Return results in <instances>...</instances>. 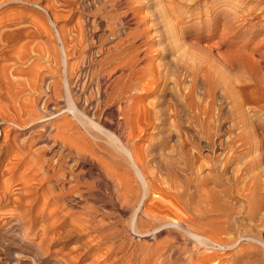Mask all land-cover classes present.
<instances>
[{"label": "bare ground", "instance_id": "1", "mask_svg": "<svg viewBox=\"0 0 264 264\" xmlns=\"http://www.w3.org/2000/svg\"><path fill=\"white\" fill-rule=\"evenodd\" d=\"M56 3L0 0V137L4 136L0 140V230L8 227L7 233L20 237L29 249L44 257L52 242L64 239V250L69 251L64 260L55 255L54 264L82 261L91 254L94 262L108 259L110 254L124 251V240L117 247L107 246L101 254L102 249L96 246L105 240L117 241L127 231L136 237L152 236V240L143 238L138 264H264V159L246 154L253 129H243L228 140L222 137L223 127L213 131L209 118L196 117L199 107L194 100L192 66L185 62L180 67L189 77L187 92L181 100L179 96L170 98L172 103L158 110L154 118H161V122L167 118L178 126L186 120V131L170 129L161 142L155 143L152 135L141 151L135 144L132 149L129 141L145 129L136 133L132 113L140 112V106L130 91L144 89L135 65L148 56L149 48L140 53L130 46L127 53L118 50L101 60L92 68L98 74L97 99L87 96L86 86L78 88L80 80L67 74V48L74 38L66 36L57 24L64 14ZM239 6L244 9V20L251 18L247 23L251 31L264 30V0H242ZM202 11L208 13L210 8H198L189 15L195 13L199 18ZM237 15H228L225 20L233 22ZM36 36L48 38L38 48H29ZM167 51L168 57L175 49ZM33 53L51 64L30 61L22 66ZM4 59L14 63L4 66ZM8 68L15 78L8 76ZM179 71L176 68L175 79ZM164 76L155 71L153 89ZM34 92L37 94L18 100ZM243 101L242 105L250 103L246 95ZM258 107L264 111V105ZM240 108L230 130L247 122ZM115 112H120L122 121H113ZM200 112L205 114L206 108ZM195 118L198 128L191 130ZM16 129L30 130L11 137ZM38 143L50 146L34 148ZM57 147L68 149V154L63 150L50 156V150ZM204 147L210 153L206 162ZM75 157L87 168L70 167ZM234 164L240 165L237 173L232 170ZM92 171L100 177L90 180ZM98 185L106 187L110 202L120 204V211H129L126 230L98 218V207L85 202L96 201ZM75 199L82 203L79 210L72 208ZM38 225L42 228L34 231ZM189 244L211 252L194 256ZM73 251L77 254L69 257ZM133 257L130 254L120 264H133ZM108 261L106 264H112Z\"/></svg>", "mask_w": 264, "mask_h": 264}, {"label": "rangeland", "instance_id": "2", "mask_svg": "<svg viewBox=\"0 0 264 264\" xmlns=\"http://www.w3.org/2000/svg\"><path fill=\"white\" fill-rule=\"evenodd\" d=\"M52 1L56 3L55 0ZM57 1L60 2L59 4L56 3L58 5L57 9L59 10V8H61V12L64 14L63 17L57 19V24L64 28L66 36H72L74 38L73 43H69L71 46L67 48L69 53L67 74L69 76L73 74L72 76L74 79L80 80L78 88H81L83 84L86 86L85 93H87V96L92 95L94 99H97L96 83L98 82V74L95 73L94 69L101 60L108 57L110 58L112 54L118 50L127 53V48L130 46H132V49H139V52L141 51L140 53L149 48L150 51L148 56L141 59L138 64L135 65V69L138 71L137 79H142L143 83L145 82L143 86L144 89L140 91H130L131 98L140 106V112L132 113V117L134 116L133 118L136 121V133L141 128L145 129V132H142L144 134L141 133V137L137 136L136 138H132L133 140L135 139L134 141H129L132 149H135V146H137V150L141 151L143 147L149 144V137L152 135L155 137L154 142L158 143L162 141L163 136H166L170 129H175L177 132L186 131L183 127L187 124L186 120H184L185 122H183L181 126H178L176 124L173 125L170 119L166 118L165 121L161 122V118L155 119L154 117L158 110H164L166 105L172 103V101L170 102L169 100H171L173 96L174 98H178L179 96L181 100V95L187 92L189 77L181 70L180 66L188 62L192 66L194 100L199 107V110L197 108L195 110L196 117H202L205 121L209 118L213 131L219 126L223 127L224 131L222 137L228 140L234 139L235 133L243 129L245 132L253 129L248 138L249 145L246 154L249 158L257 157L264 159V111H260L258 107L259 105H264V30L260 32L251 31L249 28L250 25L247 24L248 21H251V18L244 20V17H246L243 11L244 9L242 10L239 6L242 0ZM260 5H263V3ZM212 7H214L213 10L211 9ZM198 8L202 10L204 8H210V11L208 13L202 11V15L199 18L194 17L195 13L189 15L190 12L197 11ZM256 11H254L253 14H255ZM58 12L56 13L58 14ZM235 14H238L236 18L238 19L237 21L236 19L233 20V22H227V20H225L226 16ZM181 17L183 18L182 20ZM103 21L104 23H102ZM242 24L244 26L247 25L249 29H242ZM81 36H83V38ZM47 38L48 37L42 36L31 38L29 48H38ZM87 41L90 42H88L89 45L86 43ZM78 45L79 47H77ZM83 45L88 49L85 48L84 51ZM72 47L76 49V53L73 51L74 49ZM168 48L175 49V51L172 56L169 54L167 57ZM91 53H93L94 56ZM30 61L34 63L42 62L46 65L50 63L45 60L43 62V59L39 58L36 53H33L30 59L23 60L21 64L22 66H27ZM1 63L4 66L9 64L12 65L14 61L4 59ZM52 68L57 71L53 64ZM176 68L181 71H179L180 74L178 79H175L173 75ZM7 71L9 72V74L7 73L8 76L13 78L14 76L10 73L9 68ZM155 71L162 72L165 76L161 77L159 80L160 82L158 81V85L153 89L152 87L154 84H152V81L154 80ZM57 74L60 76L59 72ZM176 80L178 83L175 82ZM242 87H244L245 90H242ZM35 94L37 93L34 92L33 94L21 95L18 97V100H24ZM244 95L250 99V103H244V105H242L244 102ZM25 96L27 97L25 98ZM44 99L45 98H42V100ZM174 102H176V100ZM161 103H163V105H161ZM240 107L244 109L248 117L247 122L239 124V129L235 128V131L230 130L229 125H231V122L236 117L237 111H240ZM102 108L104 107L102 106L101 109ZM205 108L206 113L202 114L200 111ZM119 113L120 112H115V117L113 119L115 123L117 120H123L119 118L122 117ZM193 120L195 121L192 123L191 130L198 128L196 127L198 119L195 118ZM16 130L11 133V137L17 135L22 136V134L30 129ZM119 131H121V129ZM3 137L2 135L0 140H3ZM169 143L171 142L169 141ZM48 144L50 146V143H38L34 148H41ZM63 150L64 154L67 155L69 150L61 147L50 150L52 154L50 153L49 155L52 156L54 153H59ZM203 154L206 162L207 154L210 155V153L207 152L205 147L203 148ZM224 156L225 155L222 157ZM79 166L87 168V166L82 163V160H78L76 157L70 160V167L78 168ZM239 168V164H234L232 166L234 172H238ZM19 170L22 171L23 169L20 168ZM124 171H126V169ZM128 174L134 176L132 171H128ZM91 176L90 180L100 177L97 175L96 171H92ZM239 187H242V183H240ZM96 189L99 192L96 201L88 199L85 202L94 203L98 207V218L105 219V221L111 223V225L127 229L126 224L130 214L129 211L125 210L122 212L119 210L120 204L115 201L110 202L105 186L98 185ZM100 197H103L105 200ZM72 204L74 210H79L78 205L82 203L75 199ZM41 228L42 227L38 225L34 228V231H38ZM7 229L8 227H5L0 230V264H54L53 258L55 255V257L64 260V253L69 251L68 249L64 250V239H58L59 241L56 240L50 244L47 251L48 253L46 252L47 257H44V255L40 253L35 254L33 250L25 245V242H23L20 237H14L13 233L10 232L7 233L5 231ZM130 233L131 231L123 232L122 235L119 236L121 239L117 240L118 237L116 239L117 241L114 242L113 240L101 241V243L96 246L102 249V251L100 250L99 252L101 254L107 246L112 244L114 247H117L120 241L124 240L126 246L121 253L117 251L116 253L110 254L108 259H99L100 261L98 262L93 261L94 256L91 254L82 261L66 264H106L108 260V262L112 264H120L124 263V261L127 260L126 258H129L130 254L134 256L131 260L133 264H138L141 260L140 245L145 242L143 238L152 240V236L136 237ZM91 243L95 244L96 241L92 240ZM188 247L193 248L191 251L194 256L211 252L202 247H196V245L189 244ZM76 254L77 252L73 251L69 257L75 256ZM30 261L32 263H30ZM62 264H64V261Z\"/></svg>", "mask_w": 264, "mask_h": 264}]
</instances>
